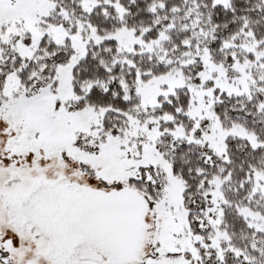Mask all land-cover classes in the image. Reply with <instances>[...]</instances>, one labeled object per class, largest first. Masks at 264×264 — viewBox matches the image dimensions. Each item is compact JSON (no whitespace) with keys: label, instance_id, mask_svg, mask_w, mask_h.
I'll list each match as a JSON object with an SVG mask.
<instances>
[{"label":"snow or ice","instance_id":"obj_1","mask_svg":"<svg viewBox=\"0 0 264 264\" xmlns=\"http://www.w3.org/2000/svg\"><path fill=\"white\" fill-rule=\"evenodd\" d=\"M0 264H264V0H0Z\"/></svg>","mask_w":264,"mask_h":264}]
</instances>
